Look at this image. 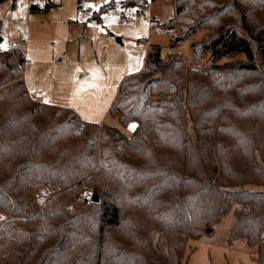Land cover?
Returning <instances> with one entry per match:
<instances>
[{
	"label": "trees",
	"instance_id": "trees-1",
	"mask_svg": "<svg viewBox=\"0 0 264 264\" xmlns=\"http://www.w3.org/2000/svg\"><path fill=\"white\" fill-rule=\"evenodd\" d=\"M174 6L167 56L150 46L110 109L130 136L31 99L23 52H0V264H183L234 204L228 242L264 264V0ZM201 31L196 71L176 48ZM232 55L246 61L220 64Z\"/></svg>",
	"mask_w": 264,
	"mask_h": 264
},
{
	"label": "rangeland",
	"instance_id": "rangeland-1",
	"mask_svg": "<svg viewBox=\"0 0 264 264\" xmlns=\"http://www.w3.org/2000/svg\"><path fill=\"white\" fill-rule=\"evenodd\" d=\"M47 1L21 0L14 5L12 0H0V50L13 45L23 52L26 83L35 97L29 93L31 99L70 108L85 122L112 125L130 136L137 124L123 128L110 109L122 81L143 71L150 46L161 47L167 56L172 35L153 32L148 24L165 27L175 16V0H149L139 27L123 26L121 18L125 11L136 12L142 0L115 3L118 7L103 13L101 23L90 18L112 0H51L57 6L49 13L30 12V4L44 7ZM206 34L201 31L176 48L192 70L202 69L194 63L192 45ZM245 61L243 55H232L220 64ZM201 64L209 67V57ZM236 208L234 204L213 233L188 240L183 264H256L257 245L241 239L228 242L237 221Z\"/></svg>",
	"mask_w": 264,
	"mask_h": 264
},
{
	"label": "built area",
	"instance_id": "built-area-1",
	"mask_svg": "<svg viewBox=\"0 0 264 264\" xmlns=\"http://www.w3.org/2000/svg\"><path fill=\"white\" fill-rule=\"evenodd\" d=\"M165 1L166 2H172L173 0H165ZM149 6H150L149 0H142L139 4L138 8L136 9V12H134L133 10L123 12L122 18H121L122 25L123 26L139 27L141 24L139 16H140V14H144L145 11L149 9ZM148 27H150L153 32L156 31L159 34H161V33H166V34H170V35L174 34V31L170 28L161 27L160 25L155 27L153 25L152 21L149 22ZM30 95L32 98L35 99V97L31 93H30ZM92 197H93V194L89 190H86L83 192L84 200L92 201ZM36 200H38L39 203H44V198L40 194L36 195Z\"/></svg>",
	"mask_w": 264,
	"mask_h": 264
},
{
	"label": "crops",
	"instance_id": "crops-1",
	"mask_svg": "<svg viewBox=\"0 0 264 264\" xmlns=\"http://www.w3.org/2000/svg\"><path fill=\"white\" fill-rule=\"evenodd\" d=\"M13 1V0H12ZM21 1V0H20ZM119 1H122V0H114V3H113V6H112V9L113 8H117L118 7V5H116V7H115V3H118ZM19 1H17V2H14L13 1V3H14V5L15 4H17ZM33 4V3H32ZM32 4H30V6L32 5ZM40 6V5H39ZM41 7V6H40ZM120 8V7H119ZM29 9H30V7H29ZM52 10V9H51ZM31 12V11H30ZM50 12V11H49ZM48 12V13H49ZM94 13H96V12H94ZM93 13V14H94ZM33 14V13H32ZM43 14H46V13H43ZM93 19V15H92V17L90 18V20H92ZM101 19V21L99 22V23H101L102 22V18H100ZM13 48H15L13 45H11L9 48H7L6 50H4V51H7V50H11V49H13ZM0 52H1V50H0ZM27 84V83H26ZM27 88H28V85H27ZM28 90H29V88H28ZM29 92H30V90H29ZM39 102H41V103H44V101H39ZM46 104V103H45ZM55 106V105H54ZM84 121V120H83ZM85 122V121H84Z\"/></svg>",
	"mask_w": 264,
	"mask_h": 264
},
{
	"label": "water",
	"instance_id": "water-1",
	"mask_svg": "<svg viewBox=\"0 0 264 264\" xmlns=\"http://www.w3.org/2000/svg\"><path fill=\"white\" fill-rule=\"evenodd\" d=\"M92 202L96 204L100 202V197L96 192L93 194Z\"/></svg>",
	"mask_w": 264,
	"mask_h": 264
}]
</instances>
